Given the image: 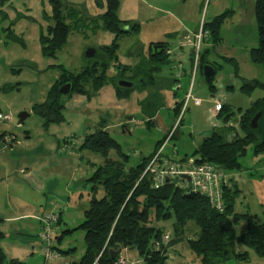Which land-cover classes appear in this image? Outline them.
<instances>
[{"label":"rangeland","instance_id":"1","mask_svg":"<svg viewBox=\"0 0 264 264\" xmlns=\"http://www.w3.org/2000/svg\"><path fill=\"white\" fill-rule=\"evenodd\" d=\"M143 1L163 10L162 13L180 12L175 0ZM67 2L72 4L74 11L79 10L83 14L79 15L80 18L77 16L76 26L71 24L72 32L68 35L67 44L55 58L48 59L42 56L39 45L41 32L52 25L48 0H0V112L9 115L11 119L0 122V134L6 133L0 141V232L4 235L1 241L4 263L9 260H17L23 264L44 263L45 245L40 239L43 229L34 219L39 222V218L46 214L57 220L51 226V251L53 255L56 254V258L48 264H70L83 255L84 233L76 228L83 221V212L88 206L91 186L88 180L96 168L104 165V159L89 152H80L83 140L72 141V136L76 140L79 136L85 137L89 129L94 132L98 127L97 123L103 120L106 132L119 145L121 152L127 155L126 168L139 164L154 150L158 142H161L160 146L166 138L165 152L173 155L174 160H182L187 158H182L184 155L193 157V152L202 140L212 132L219 133L228 141L233 140L235 135H240L237 125L240 115L253 102L264 97V66L255 64L250 59V51L258 45L254 0H206L201 11L205 22L210 21L213 16L223 13L228 15L219 30L220 44L214 48L205 47L204 44L201 47V58H204L206 65L210 64L214 68V76L206 81L201 72H197L192 97L200 103L194 105L190 101L184 115L175 118V99H183V90L186 92L189 82L184 79V89L173 92L174 86L171 84L174 85V82L167 65L162 66L155 75L154 85L149 89L151 93L161 97L162 105L157 118L164 121L167 131H171L168 132L172 135L170 139L167 131L162 128L164 123H159V127L154 123L151 127L146 124L144 117L147 118L151 116L150 112H154L153 102L148 100L147 104H139L143 113H134L130 102L118 101L114 91L109 88L111 86L104 87L101 93L88 94L89 111L85 112L81 108L75 111L65 109V122L50 126L48 132H44L41 120L31 113V109L33 105L45 100L50 84L59 73L58 66L68 72L79 73L92 63L84 58L87 49L106 47L112 43L109 33L91 31L93 25L86 16L91 17L97 12L95 0ZM155 10H151L152 14L160 16ZM140 13L145 14L142 3L118 0V17L132 14L142 18ZM161 24L162 22L152 25L156 30ZM139 25L141 31H138L141 33L117 39L118 50L115 61L111 62L108 69L109 78L114 77L115 67L120 64L133 68L134 65L147 62L149 36L153 28L149 22ZM80 33L87 36L86 39ZM147 39V43L143 44ZM136 40L143 44V49L133 46ZM187 51L188 48L185 47L184 54ZM177 53L179 51L174 54ZM254 82L259 86L250 93L241 91L243 85ZM211 96L214 98L212 102L209 99ZM65 101L67 98L63 99V103ZM215 102H219L231 115L226 123H223L217 113L212 116L207 112ZM21 113H26L28 117L22 125H18L17 117ZM130 119L133 121L128 124L127 132L124 133L121 124ZM68 134L72 137L71 145L75 143V147L68 145L64 148L55 143L56 137L67 138ZM15 137L19 144L15 142ZM109 159L116 161L115 154L110 153ZM9 162L12 166L11 169H6L8 178L5 179L4 169ZM238 163L240 170L230 173L228 179L230 186L234 183L238 189L234 211L237 214H249L256 223L261 224L264 222V153L254 155L250 145ZM28 171L36 172L44 179L46 185L41 194L33 192L23 181ZM100 195L102 190L97 196ZM22 214L27 218L11 220ZM59 219L60 223H57ZM172 222L173 220L153 221L152 226L159 228L169 241L173 238ZM245 231V222L234 227L236 236ZM197 234L198 229L189 223L182 233L183 243L168 250L166 264H200L185 243L186 240L195 239ZM67 251L68 254H65ZM233 251L240 255L247 253L246 258L241 260L233 257L217 264H264V257L256 255L252 249L243 245L236 243ZM119 255L125 257V264L127 260L132 264H142L141 260L127 250H120Z\"/></svg>","mask_w":264,"mask_h":264},{"label":"trees","instance_id":"2","mask_svg":"<svg viewBox=\"0 0 264 264\" xmlns=\"http://www.w3.org/2000/svg\"><path fill=\"white\" fill-rule=\"evenodd\" d=\"M184 1L178 0L181 3ZM48 4L52 25L41 32L39 45L42 56L53 59L65 45L69 33L72 32L71 26H76L77 16L83 13L79 10L74 11V7L66 0H48ZM95 5L98 8L104 6L105 12L100 17L89 19L93 25L91 31L107 32L112 34L114 39L110 46L97 49L95 56L88 59L92 63L81 72H68L59 67L60 77L49 88L45 101L33 105L31 109V113L41 120L43 129L64 123V98L77 94L89 99L88 94L98 93L110 85L117 99H125L134 90L151 86L154 75L169 62L166 44L154 43L149 47L145 64L133 68L118 65L115 67L114 77L109 78L107 71L111 62L116 59L117 39L136 34L139 25L122 21L117 17V0H95ZM227 15L228 13H223L208 22H203V29L209 33L208 42L212 48L221 42L219 30ZM254 15L258 45L250 51V59L253 63L264 66V0H254ZM81 35L85 36L83 33ZM203 59H199L200 69L205 64ZM126 73L128 76L124 75ZM211 78L206 81H210ZM120 81H129L131 87L129 89L119 87ZM65 84H69L71 88L69 94L63 96L59 89ZM258 86L256 82L243 85L241 91L248 94ZM148 100L150 103L153 102L154 111L160 108L161 104L155 97H149L142 104H147ZM179 109L177 107L173 111L175 118L178 117ZM259 112L261 117L257 127L251 129L249 122ZM217 116L226 123L231 115L222 106ZM180 122L181 120L179 124ZM237 125L240 135H235L233 140L228 141L219 133L212 132L209 137L202 140L193 156L230 174L240 170L238 160L245 155L250 145L254 155L264 153V97L253 102L249 109L240 115ZM101 129L102 127L86 135L79 148L80 152H89L104 159V165L96 168L88 180L91 184L88 208L83 212V221L76 228L84 233V252L78 261L70 264H115L118 256L112 259L109 251L119 249L127 250L129 254L141 260L142 264H166L168 250L183 243L182 233L189 223L194 224L198 234L195 239L186 240L185 243L189 251L199 259L200 264H217L233 257L245 259L247 253L241 255L234 253L236 243L264 257V222L258 224L249 214L235 213L234 204L238 189L234 183L232 188L225 189L223 193L222 212L213 210L206 198L187 194L173 185H164L154 190L149 178L141 177L149 158L142 159L136 166L126 168L127 155H124L119 145ZM4 136L6 133L0 134V141ZM160 143L156 144V148ZM110 153L115 154L116 161L109 159ZM98 190H102L99 197ZM168 220H173L171 225L173 238L164 241L163 232L153 227L152 222ZM240 222L246 223V231L236 236L234 227ZM57 223H60V219ZM3 237V233L0 232V264H23L17 260L4 263L5 256L1 249Z\"/></svg>","mask_w":264,"mask_h":264},{"label":"crops","instance_id":"3","mask_svg":"<svg viewBox=\"0 0 264 264\" xmlns=\"http://www.w3.org/2000/svg\"><path fill=\"white\" fill-rule=\"evenodd\" d=\"M134 1H137V2L143 4V12L145 14L140 13V15H141L142 18H140L139 16L136 17V16H134L132 14L131 15H127V16H123L122 15L123 16L122 18H121V15H120V17H118V9H117V12H116L117 17L120 20H122V21L129 20V22L137 23L138 25L139 24H142V23H145L146 24L148 22H149L150 25H152L153 23H156V25H157V23L162 22L161 25H158V28L156 30L154 29V27L152 25V28H153L152 30L153 31H152L151 35L149 36L150 38H149V42H148L149 43L148 44L149 45L148 46V52H149V47H150L151 44H154V43H164V44H166V46H167V53L169 54V62L166 65L169 68L170 76H171V78L173 79V82H174V85L171 84L172 86H174L173 92H177V91H179L181 89H184V84L182 83V81L184 79H188V82H189V84L187 86L188 89H186V92H184V90H183V99L182 100L175 99L176 102H175L174 107H173V111L177 107H178V109L180 108L178 110V115H180L181 110L183 108V100H184L185 96L188 93L191 95V97L193 96V93H194V90L193 89H194V84H195V81H196L195 78H196L197 72L200 71L201 74H202V69H200L199 67H197L196 72L194 73V76L192 75L193 74L192 73L193 49H191V47L193 48L192 43H193V40H194L195 35L198 32V29H199L200 24L201 23L203 24V22H205L203 20V18L201 17V11L203 9V6H204L206 0H185L182 3L181 2H178V0L177 1L175 0V4H177V7L180 8V12L178 14H174L172 12H170V14L169 13H162L161 11H163V10H158V8H155L154 6H152V5L144 2L143 0H134ZM66 2H67V0H66ZM67 3L70 5L69 2H67ZM95 8H96L97 12L93 16H91V17L86 16L87 19H91V18H95V17H100L105 12V7L104 6H103V8H98L97 6H95ZM151 10L152 11L155 10V11H157L156 14L157 13H160L161 15L160 16H157V15L154 16L152 14V11ZM214 17H216V16H213V18ZM138 29H140V31H141V25H139V28ZM100 31L101 30H98L99 33H100ZM140 31H138V32H140ZM105 33H107V32H104V31L101 32V34H105ZM110 35L112 36V41H113L114 36L112 34H110ZM85 37H87V36H84L83 38H85ZM147 41H148V39L145 40V42L143 44L147 43ZM67 42H68V39H67V41H66L65 44H67ZM143 44L136 40L135 43H133V46L136 49L137 48L138 49H143ZM203 46H205V47H211V45L209 44L208 41L207 42H204V45ZM185 47L188 48L187 54H184V48ZM92 49L94 50V52L96 54L97 49H100V48H97V49L96 48H92ZM175 51H179V54L178 53L177 54H174ZM200 58H201V49H200ZM205 65L206 64H204V66ZM207 65L211 66L210 64H207ZM134 66H136V65H134ZM59 67L62 68V66H60V65L58 66V68ZM161 68L159 69V71L157 73L160 72ZM73 73H77V72H73ZM107 73H108V71H107ZM60 74L61 73H60V68H59V73H58V75L55 76V80L50 84L49 88L51 87V85L55 81H57L59 79ZM155 75H154V77H155ZM213 76H214V74H213ZM154 77H153V84L151 86H149L148 88H143L141 90H134L133 92H131L129 94V96L127 98H125V99H118V101L125 100L126 103H128V104L130 102V105L132 106L131 111L134 112V113L135 112H138V114H142L143 113L140 110L139 104H142L143 102H145V100L148 99L149 97H155L156 100L158 99L159 104L162 105V103H161V97L158 94L151 93L150 90H149L154 85V80H155ZM125 82H129V81H125ZM109 86L110 85L105 86V87H109ZM109 88H111V90H113L112 86L109 87ZM125 89H127V88H125ZM101 90L99 91V93H101ZM46 96H47V94H46ZM115 97H116V95H115ZM209 99H210V102H212L214 100L213 96H211ZM194 100H197V99L195 98ZM44 101H42V102H44ZM40 103H37V104H40ZM116 105L118 106V102H117ZM133 105L135 106V108H133ZM187 106L185 108V111L187 109ZM214 106H215V104L213 103L212 106L209 107L208 108V111H207L212 116L215 113L214 112ZM77 108L78 109L79 108L84 109L85 112L89 111V101H88V99L85 96L77 95V94L75 95L74 94V95L70 96L69 98H67V101L64 102V110L66 109V110H70V111H75V110H77ZM159 109L160 108H158L155 111L153 110L154 112H150L151 116H148V118L142 116V117L145 118V121H146V124H147L148 127H151V124L152 123H154L158 127L160 126L159 123L160 124L161 123L162 124L164 123L163 120H160V119L157 118L158 117L157 114H158ZM185 111H184V113H185ZM184 113H183V115H184ZM132 119H130L129 121H126L125 120V121H123L124 123L121 124V127H122L124 133L127 132V129L126 128H128L127 127L128 124H130V122L133 121ZM97 126L99 128L102 127L101 130H103L105 132L107 131V127H106V125H104L103 120H101L100 123H97ZM50 128L51 127H48L47 129H43V130H44V132H48V130ZM97 128H96V130H97ZM162 128H163L164 131H167V127H166V124L165 123H164V126ZM169 131L170 130H168L167 133ZM92 133L93 132H90V129H89L88 130V133L86 135H89V134H92ZM69 135L70 134H68L67 138H65V136H63L61 138L56 137V142L55 143L57 145L61 144L64 148H67L68 145L75 147V145H76L75 143L73 145H71L73 143L72 141H81L82 142V140L84 138V136H81V137L79 136L77 138V140H76V138H74V136H72L73 137L72 138ZM25 136H27L26 139H28L27 133L25 134ZM70 137L73 139L72 141L70 140ZM14 139H15V142L19 144V140H17L16 137ZM65 146H67V147H65ZM165 148L163 150V153L166 156H168V157H173V155H170L169 153H166L165 152ZM155 149H156V145L154 147V150L151 153H149V155H147L143 159H146V158L150 157L151 154L155 151ZM172 154H173V152H172ZM184 157H188V156H185L184 155L182 158H184ZM6 164H7V167L4 169L5 179L8 178L6 169H11V166H12V164L10 162L9 163H6ZM23 181L26 184H28L29 188L33 192H35V193L41 194L43 192V190L45 189L46 183H45L44 179L40 175H38L36 172H32V171L30 172V171H28V174H27V176H25L23 178ZM98 192L100 193V190H98ZM87 208H88V206H87ZM23 217L27 218L26 215L22 214L21 216H17L15 218H11V220H13V219H21ZM31 219H34V217L31 216ZM34 220H36V222L38 223V225H40V222H38L37 219H34ZM40 227H41V225H40ZM43 251H44V249H43ZM124 254H126V253L124 252ZM58 258H60V256H58ZM43 260H44L43 261L44 262L43 264H48L49 263V261H45L44 252H43Z\"/></svg>","mask_w":264,"mask_h":264},{"label":"built area","instance_id":"4","mask_svg":"<svg viewBox=\"0 0 264 264\" xmlns=\"http://www.w3.org/2000/svg\"><path fill=\"white\" fill-rule=\"evenodd\" d=\"M208 40L209 33L203 29V24L201 23L192 43L193 76L198 67L202 44ZM190 101H193L194 105H198L200 103L199 100H193L191 95L188 93L183 100V108L180 115H178V118L183 116L185 108ZM221 109L222 105L219 102H216L214 112L218 113ZM5 120L6 122L10 121V116L0 113V122H4ZM168 136L170 139L172 136L171 133H169L167 137ZM165 141L149 158L141 177L147 176L151 182V187L154 190H157L164 185H173L178 189L184 190L187 194H195L206 198L213 210L222 212L224 209L223 193L225 189L232 187V185L230 186L228 182L229 174L211 163L202 162L197 156L187 157L182 160H174L172 157L166 156L163 153ZM55 221H57L56 217L50 214L42 215L39 218L40 225L43 229L40 239L45 245V261H51L56 258V254L53 255L54 253L51 251V226ZM163 240L167 241L168 237L164 236ZM127 261L129 264H132L130 263L131 261ZM125 262V257L119 255L115 264H125Z\"/></svg>","mask_w":264,"mask_h":264},{"label":"water","instance_id":"5","mask_svg":"<svg viewBox=\"0 0 264 264\" xmlns=\"http://www.w3.org/2000/svg\"><path fill=\"white\" fill-rule=\"evenodd\" d=\"M94 55H95V52H94L93 49H87V50L85 51V53H84V58H85V59H92V58L94 57ZM213 74H214V69H213L211 66H209V65H205V66L202 67V75H203V78H204V79H209V78H211V77L213 76ZM118 86H119V87H123V88H127V89H129V88L131 87V83H129V82H125V81H120V82L118 83ZM70 88H71V87H70L69 84H65V85H63V86L59 89V92H60L63 96H66V95L69 94V92H70ZM27 117H28V115H27L26 113H21V114H19L18 117H17V123H18V125H22L23 122H24V120H25ZM260 117H261V113L259 112V113H257V114H256V115L250 120V122H249V127H250L251 129H256V127H257V123H258ZM119 253H120V249L117 250V251H109L110 257H111L112 259H115V258L118 256Z\"/></svg>","mask_w":264,"mask_h":264},{"label":"flooded vegetation","instance_id":"6","mask_svg":"<svg viewBox=\"0 0 264 264\" xmlns=\"http://www.w3.org/2000/svg\"><path fill=\"white\" fill-rule=\"evenodd\" d=\"M119 83V82H118Z\"/></svg>","mask_w":264,"mask_h":264}]
</instances>
